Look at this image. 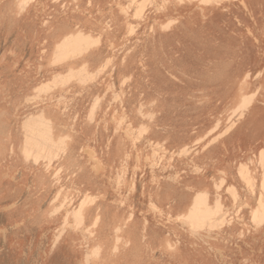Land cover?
Instances as JSON below:
<instances>
[{
    "label": "rangeland",
    "instance_id": "1",
    "mask_svg": "<svg viewBox=\"0 0 264 264\" xmlns=\"http://www.w3.org/2000/svg\"><path fill=\"white\" fill-rule=\"evenodd\" d=\"M246 3L0 0V264H264V0ZM57 31L84 57L55 62ZM55 78L82 117L58 120L66 151L27 156L29 94Z\"/></svg>",
    "mask_w": 264,
    "mask_h": 264
},
{
    "label": "bare ground",
    "instance_id": "2",
    "mask_svg": "<svg viewBox=\"0 0 264 264\" xmlns=\"http://www.w3.org/2000/svg\"><path fill=\"white\" fill-rule=\"evenodd\" d=\"M246 1L247 0H243V3L245 5H247ZM60 34H62V33L57 31L56 37H60V38L55 43L56 44L55 51H54L55 62H62L63 60L66 61L72 52L73 53L78 52L79 57H82L83 55H85L84 51L79 50L80 47L78 46L77 42H75L71 46L70 45L71 41L69 40V38L67 39V36H65V35L60 36ZM53 61H54V59H53ZM73 75L74 74H72L70 76H66V80L68 81L69 80L68 78H70ZM57 82H58V80L55 78L54 81L48 80L47 82H44V84L40 83L38 86L33 88L37 92L35 95H39L40 93L42 94V93L46 92L49 88H52V86L57 84ZM31 98L33 99V98H35V96H33ZM40 98L41 97H38L37 100ZM32 114H33V116L30 119H28V121L26 120L27 122H25V124L23 125L24 131L26 134V140H25L26 142L24 145L25 154L27 156H29L32 148H36L37 151L39 152L40 156L44 152H46L47 149L50 152H53V151L58 150L60 148H64L66 151V149H67L66 147L69 145V142H68L69 135L66 133H62L60 136H58V137L56 136L55 130L57 129V124H55V121L47 115V113L45 112L44 109H39L37 112H33ZM4 118H1V122H0L1 126L3 125L2 123L5 121ZM142 133H140V134H142ZM137 139H138V137H137ZM263 184H264V181H263ZM60 195H61V193L58 192L56 194V196L54 197V201H57L59 199ZM60 206H62V205H60Z\"/></svg>",
    "mask_w": 264,
    "mask_h": 264
},
{
    "label": "crops",
    "instance_id": "3",
    "mask_svg": "<svg viewBox=\"0 0 264 264\" xmlns=\"http://www.w3.org/2000/svg\"><path fill=\"white\" fill-rule=\"evenodd\" d=\"M61 36H62V34H61ZM103 39H104V35L102 34L100 44L98 46H96L95 48H93L87 54H89V55L94 54L95 53L94 51L99 49ZM82 57H84V55ZM79 58H76V59H79ZM85 63L89 66L93 63V59L91 58L90 61L84 62L83 64H85ZM66 70L68 71V69H66ZM50 80H52V79H50ZM44 82H46V81H44ZM35 86H36V84L33 85V88ZM28 88H32V87H30L28 85ZM67 88L68 87L58 86V87L54 88V90H52L51 92H48V93L44 92L42 95H40L41 98L43 97V99L36 101L37 107H35V112H37L39 109H44L45 112L47 113V115L55 121V124H57L56 130H73L72 128H69L67 125L60 123L58 121L59 119H62V118H64V119H78V118L82 117V113H81L82 111H81V107H80V103H79L80 96L77 95L76 91H74V93H76V94H74V96H73L71 93L73 91L72 88H69V89H67ZM33 92H34V94H32V95L29 94V95L30 96H36L35 95L37 93L36 90H34ZM51 93L53 95V97H51L52 102H51V98L49 99V97H48L49 94H51ZM47 97H48V99H47ZM106 104L107 103L105 101L102 102L101 108H104V109L107 108ZM97 113L98 112H96V115H97ZM8 114H9L8 109H5V108L0 109V119L4 118V117L6 118V119L4 118L5 123H4L3 130H0V140L3 141L2 147L0 148V153L8 147L9 139L7 137V130H11L9 128L8 122H7ZM87 117L90 118L91 122H92L91 113H89V115H87ZM249 129H250V127H249ZM260 133H261V130L259 131V133L257 135L253 132V130H250L248 132L250 137H253V138L257 137ZM93 221H94V219H93Z\"/></svg>",
    "mask_w": 264,
    "mask_h": 264
}]
</instances>
